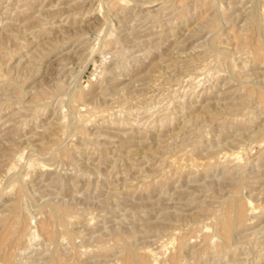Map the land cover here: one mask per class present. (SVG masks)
<instances>
[{
    "label": "rangeland",
    "instance_id": "rangeland-1",
    "mask_svg": "<svg viewBox=\"0 0 264 264\" xmlns=\"http://www.w3.org/2000/svg\"><path fill=\"white\" fill-rule=\"evenodd\" d=\"M0 264H264V0H0Z\"/></svg>",
    "mask_w": 264,
    "mask_h": 264
},
{
    "label": "bare ground",
    "instance_id": "bare-ground-1",
    "mask_svg": "<svg viewBox=\"0 0 264 264\" xmlns=\"http://www.w3.org/2000/svg\"><path fill=\"white\" fill-rule=\"evenodd\" d=\"M197 73V72H196ZM238 159V158H237Z\"/></svg>",
    "mask_w": 264,
    "mask_h": 264
}]
</instances>
